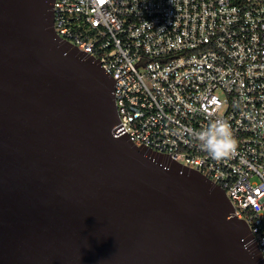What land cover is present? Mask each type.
<instances>
[{"label": "water", "instance_id": "water-1", "mask_svg": "<svg viewBox=\"0 0 264 264\" xmlns=\"http://www.w3.org/2000/svg\"><path fill=\"white\" fill-rule=\"evenodd\" d=\"M54 0H0V264H264L225 192L136 147Z\"/></svg>", "mask_w": 264, "mask_h": 264}, {"label": "built area", "instance_id": "built-area-1", "mask_svg": "<svg viewBox=\"0 0 264 264\" xmlns=\"http://www.w3.org/2000/svg\"><path fill=\"white\" fill-rule=\"evenodd\" d=\"M53 29L115 80L132 143L222 188L264 258V0H54ZM217 120L223 160L197 138Z\"/></svg>", "mask_w": 264, "mask_h": 264}, {"label": "clouds", "instance_id": "clouds-1", "mask_svg": "<svg viewBox=\"0 0 264 264\" xmlns=\"http://www.w3.org/2000/svg\"><path fill=\"white\" fill-rule=\"evenodd\" d=\"M197 138L202 149L215 160L229 158L236 149V141L231 127L224 120L211 123L206 129L198 133Z\"/></svg>", "mask_w": 264, "mask_h": 264}]
</instances>
